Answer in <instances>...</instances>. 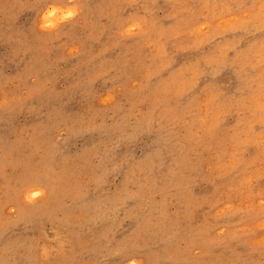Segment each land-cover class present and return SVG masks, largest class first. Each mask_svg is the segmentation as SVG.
<instances>
[{
    "label": "rangeland",
    "instance_id": "374dc122",
    "mask_svg": "<svg viewBox=\"0 0 264 264\" xmlns=\"http://www.w3.org/2000/svg\"><path fill=\"white\" fill-rule=\"evenodd\" d=\"M0 264H264V0H0Z\"/></svg>",
    "mask_w": 264,
    "mask_h": 264
}]
</instances>
